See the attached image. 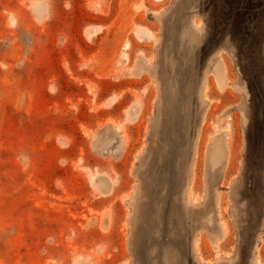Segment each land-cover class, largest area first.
I'll return each mask as SVG.
<instances>
[{"label":"rangeland","instance_id":"374dc122","mask_svg":"<svg viewBox=\"0 0 264 264\" xmlns=\"http://www.w3.org/2000/svg\"><path fill=\"white\" fill-rule=\"evenodd\" d=\"M0 264H264V0H0Z\"/></svg>","mask_w":264,"mask_h":264},{"label":"bare ground","instance_id":"6f19581e","mask_svg":"<svg viewBox=\"0 0 264 264\" xmlns=\"http://www.w3.org/2000/svg\"><path fill=\"white\" fill-rule=\"evenodd\" d=\"M220 134V132H219ZM216 136L213 140L214 148L211 154L212 166H217L224 159L225 150H224V137L225 135Z\"/></svg>","mask_w":264,"mask_h":264}]
</instances>
